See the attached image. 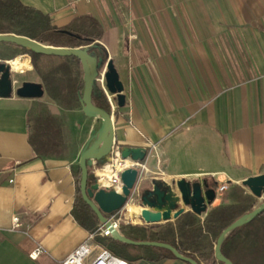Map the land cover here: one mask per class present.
Instances as JSON below:
<instances>
[{
	"label": "crops",
	"instance_id": "1",
	"mask_svg": "<svg viewBox=\"0 0 264 264\" xmlns=\"http://www.w3.org/2000/svg\"><path fill=\"white\" fill-rule=\"evenodd\" d=\"M20 1L57 26L83 16L101 24V43L125 83L123 105L117 91L111 99L102 87L116 144L149 151L130 201L157 202L161 183L181 178L240 183L264 173V0ZM18 58L29 62L17 72L31 68L28 55ZM41 99L0 97V264H62L92 234L73 209L81 150L100 121L76 110L83 126L92 120L88 137L36 156L28 119ZM136 209L128 206L133 215ZM37 245L44 252L34 260ZM129 261L190 264L176 257Z\"/></svg>",
	"mask_w": 264,
	"mask_h": 264
},
{
	"label": "trees",
	"instance_id": "2",
	"mask_svg": "<svg viewBox=\"0 0 264 264\" xmlns=\"http://www.w3.org/2000/svg\"><path fill=\"white\" fill-rule=\"evenodd\" d=\"M78 20L76 23L71 22L64 26H57L53 24L48 14L27 6L20 0H0V34L25 35L54 47L87 48L91 55L97 59H102L101 71L108 60V51L101 43L103 28L91 16L79 17ZM14 46L20 49V54H29L31 56L32 64L36 69L38 68L39 58L58 59L61 61L59 65L50 68L48 75H42L45 87L50 94L53 88L59 87L62 77L69 69L82 67L81 61L74 56L45 55L36 53L27 47ZM83 88L84 80L82 78L76 80L73 90L77 100L80 98ZM92 99L97 107L114 114L105 90L97 81L93 89ZM28 121L30 128L29 141L35 155L42 157L56 152L53 148L58 145L57 137L60 134L58 119L51 114H42L36 118L30 114ZM106 161L107 159L99 161L98 166H102ZM77 172L78 196L74 204L73 214L84 228L94 233L97 232L96 229L99 227L100 221L81 196L80 167H78ZM95 181L96 177L92 172V167H90L88 186L95 183ZM212 185L217 188L218 183L214 182ZM237 188L240 195L232 197L237 198L239 201H244V206L238 203L218 205L207 213L203 221L198 219L195 213L187 212L179 216L175 221H167L163 227V232L155 233L152 237H149L151 230L140 224L133 225L130 223L125 227H121L120 231L124 236L135 241L170 243L178 248L182 254L194 258L199 264H203V262L197 256L198 251L204 252V259L208 260V264H225L217 260L215 256L217 239L226 226L247 211L252 210L254 206L253 195L246 194L242 187ZM154 193L155 191H152V194ZM157 224L159 223H155V225ZM96 237L99 242L105 246L107 245L112 252L128 260L175 258L173 252L168 249L127 244L111 237L102 238L100 235ZM125 248L144 249L146 254L131 256L127 254ZM222 253L234 264H264V212L249 223L233 230L222 244Z\"/></svg>",
	"mask_w": 264,
	"mask_h": 264
},
{
	"label": "water",
	"instance_id": "3",
	"mask_svg": "<svg viewBox=\"0 0 264 264\" xmlns=\"http://www.w3.org/2000/svg\"><path fill=\"white\" fill-rule=\"evenodd\" d=\"M0 42L10 43L21 47H27L39 54L55 55L61 57H77L84 68V88L80 94V103L83 112L88 117L97 118L100 121V126L94 128L88 142L81 150L79 167L81 170L80 178V193L86 204L97 215L99 221L111 233V238L114 240L132 244L155 246L168 249L175 255L176 258L186 261L190 264H199L194 258L182 254L178 248L170 243L161 241H135L124 236L118 226L113 222L111 215L125 208L131 199L132 191L135 188L139 170L137 168H127L121 173L123 187L121 191L115 189L100 188L97 181L88 186L89 168L93 163H98L105 159H110L113 147L116 144V134L114 126L113 114L106 110L97 107L93 103V89L100 74L102 67V59H97L88 52L87 48H68L54 47L43 44L33 38L19 34H0ZM107 69L106 80L108 87L115 88L117 91L119 105H123L126 100L124 94L125 83L123 80L122 71L118 63L114 59H108L105 63ZM11 61H0V97H9L16 93L20 97L25 98H41L45 95V88L41 82L24 81L17 89H14L12 79ZM148 148L134 147L121 145L122 158H131L134 161L142 162L148 157ZM176 186L179 194L171 196L175 203L167 206L170 197L163 194L164 200L160 202L147 201L148 207H143L140 212V224H155L177 219L182 213L186 212V208L190 206L191 210L200 215L205 213L209 206L215 201L217 192L214 186L210 185L207 180L192 182L186 178L178 179ZM242 185L248 188L256 197L264 195V173L247 177L242 181ZM162 195V193H161ZM264 212V201L252 211L242 215L220 233L217 244L215 246V256L217 260L225 264H234L229 258L222 253V244L225 238L235 229L249 223L255 217Z\"/></svg>",
	"mask_w": 264,
	"mask_h": 264
},
{
	"label": "rangeland",
	"instance_id": "4",
	"mask_svg": "<svg viewBox=\"0 0 264 264\" xmlns=\"http://www.w3.org/2000/svg\"><path fill=\"white\" fill-rule=\"evenodd\" d=\"M29 56V60L31 63V68L26 70L23 73H19L17 71L12 72V79L14 82V89H17L24 81H35V82H41L45 88V95L41 97L42 99L39 100L34 108L32 109V117L36 118L39 115L42 114H51L55 116L58 119L59 125H60V134L57 137L58 145L54 146V150L57 153H60L67 149L68 143L70 142L69 146L71 144H77L78 138L81 135L82 140L86 137H88V129L89 126L92 124V120H88L86 124L83 126V116L81 117L80 114L78 115L77 111L80 109L81 111L82 106L80 103V99H76L74 94V83L78 79L84 78V68L83 66L81 68L72 67L67 71L66 74L62 77L61 83L59 84V87L53 88L51 90V94L47 91V88L45 87L42 75H48L49 70L52 66L59 65L61 61L58 59H46V58H39L38 60V68L36 69L34 65L32 64V58L29 54H20V49L14 45H8V44H0V61H11L17 57L21 56ZM106 73L107 69L104 67L98 76L97 83H99L103 88L106 89L107 94L111 99H113V88H109L106 80ZM53 95V97H52ZM55 96V98H54ZM40 99V98H39ZM77 110V111H76ZM79 110V111H80ZM82 115V114H81ZM83 127V128H82ZM67 142V143H66ZM210 185H212L214 182H217L218 185L224 183L221 181H217L214 178H205ZM237 187L244 188L246 194L253 195L251 191L244 187L242 185V182L240 183H233L231 182L229 185V188L217 193V197L215 201L209 206L208 210L205 213H202L200 215H197L198 219L204 220L207 213L213 208L218 205H227L232 203H238L239 205H245V202L242 200H237L236 195H240L239 190ZM160 188L162 189V194H167L170 197V201H168L167 206L170 205L173 207V204L181 205L182 201L180 203H175L171 196L176 195V193L179 194L178 187L176 186V182L171 183V186H167L163 183H161ZM164 195L159 196L156 200L157 202L164 200ZM234 196V197H232ZM240 199V198H239ZM252 200L254 202V208H256L259 204H261L264 201V195L263 197H256L253 195ZM237 201V202H236ZM143 202V203H141ZM130 204H136L141 209L143 207H148L149 205L143 200L139 202L135 200H131L129 204L123 208L118 214H116L113 218L118 222V228L125 227L128 224H140V213L139 210H135L136 214L130 216V210L128 212V206ZM186 212L182 213L181 215L187 213V212H193L188 206L186 208ZM250 210V211H252ZM138 211V213H137ZM247 211L246 213L250 212ZM141 212V210H140ZM194 213V212H193ZM245 213V214H246ZM180 215V216H181ZM176 220V219H175ZM172 220V221H175ZM101 223V222H100ZM166 222L159 223L157 225L153 224H145L146 227H148L151 230V234H149V237H152L155 233L163 232V227ZM142 225V224H140ZM100 227V224H99ZM99 227L96 229V231L99 229ZM102 238H105L103 236H100ZM107 246V245H106ZM108 249H110L107 246ZM111 250V249H110ZM112 251V250H111ZM125 251L127 254L131 256H139V255H145L146 251L144 249H135V248H125ZM204 252L198 251L197 256L200 258V260L203 262V264H208V260L204 259Z\"/></svg>",
	"mask_w": 264,
	"mask_h": 264
},
{
	"label": "built area",
	"instance_id": "5",
	"mask_svg": "<svg viewBox=\"0 0 264 264\" xmlns=\"http://www.w3.org/2000/svg\"><path fill=\"white\" fill-rule=\"evenodd\" d=\"M125 162L123 167L120 168V164ZM95 168L92 170L96 177V181L100 188L115 189L121 191L123 182L121 179V173L127 168H137L139 175L145 171L146 164L144 161L138 162L131 158H122L121 145L115 144L110 154V159L107 160L102 166H97V163H93ZM109 166L110 175L101 176L99 170ZM230 183L225 181L217 186L216 192L219 193L229 188ZM113 222L118 226V222L112 218ZM21 219L18 214L13 216V228L21 226ZM111 237V233L108 229L101 225L97 232L90 234L88 239L71 252L63 261L62 264H131L129 260L123 258L96 239V236ZM44 252L42 245H37L34 250L29 254L31 259H37Z\"/></svg>",
	"mask_w": 264,
	"mask_h": 264
},
{
	"label": "bare ground",
	"instance_id": "6",
	"mask_svg": "<svg viewBox=\"0 0 264 264\" xmlns=\"http://www.w3.org/2000/svg\"><path fill=\"white\" fill-rule=\"evenodd\" d=\"M29 62V61H28ZM28 62L26 61V60H23L22 58H18V59H16V60H13V61H11V64H12V69L15 71H19L24 65H28ZM114 99V98H113ZM124 163L125 162H122L121 164H120V168H122L123 167V165H124ZM110 168H109V166H106V167H104V168H102L101 169V171H100V173L101 174H104V173H106V174H109L110 175V170H109ZM129 212V211H128ZM139 213H140V211H139ZM130 216L132 215L133 216V213H132V211L130 210Z\"/></svg>",
	"mask_w": 264,
	"mask_h": 264
},
{
	"label": "flooded vegetation",
	"instance_id": "7",
	"mask_svg": "<svg viewBox=\"0 0 264 264\" xmlns=\"http://www.w3.org/2000/svg\"><path fill=\"white\" fill-rule=\"evenodd\" d=\"M190 181H192V182H195V181H201V182H203V180H197V179L196 180H190Z\"/></svg>",
	"mask_w": 264,
	"mask_h": 264
}]
</instances>
